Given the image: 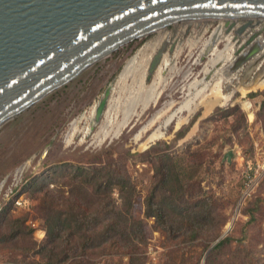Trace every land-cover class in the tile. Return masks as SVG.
<instances>
[{
	"label": "rangeland",
	"instance_id": "rangeland-1",
	"mask_svg": "<svg viewBox=\"0 0 264 264\" xmlns=\"http://www.w3.org/2000/svg\"><path fill=\"white\" fill-rule=\"evenodd\" d=\"M218 25L217 21L208 24L194 21L189 30L178 24L177 27L171 26L135 40L103 58L67 85L1 126L0 217L27 216L29 224H36L33 238L41 244L45 241L43 221L34 211L37 201L25 190L26 182L34 177H41L50 183L49 177L59 171L56 167L71 165L91 168L94 165L118 164L126 168L137 188L135 211L143 221L148 239L144 264H194L203 251V244L188 247L180 242L179 246L176 245L179 241H172L164 230L156 227L153 219L145 217L143 206V199L153 179L154 165L157 164L154 157L162 154L180 156L190 147L194 155L187 156V161L195 169L193 180L201 184L206 192L205 195L217 207L213 212L222 214V218L226 217V222L220 231L221 235L232 224L227 236L233 235L241 239L248 234L247 241L251 242L252 247L262 249L264 247V127L259 111L264 99V86H257L249 91L244 88L240 92L238 89L243 85L244 78L242 69L224 80H220L222 73L215 75L213 81H209L210 84L203 90L202 96L197 99L199 106L196 112L185 124L175 130L173 127L175 121H173L168 127L167 135L147 147L143 145L149 133V129L145 130V127L148 126L151 117L162 108L163 103L170 99L175 100L176 103L183 101L186 96L182 86L194 79L202 81L199 86L202 89L205 77L203 70L210 57L200 60L199 52L204 50V44ZM174 33H176L172 40L174 45L169 44L166 52L173 55L179 48L180 52L177 56H173L176 63L173 74L166 68L165 75L168 78L170 74L172 76L158 104L146 111L142 107L135 110L133 108L135 115L116 134L126 112V105L121 102L127 99V94L120 93L116 86L101 124L96 126L92 134H88L89 125L83 120L84 116L94 111L106 88L118 80L124 68L135 56L139 60L143 50L150 49L151 43L161 41L162 37H171ZM261 38L264 39V32ZM229 41L227 36H224L218 42L217 50L223 51L228 47ZM224 64L228 65V62ZM258 70L244 84L255 80ZM187 71H191L189 78L183 76ZM213 85L219 86L221 93L234 90L236 93L228 104L216 105L205 114L203 103L213 96ZM117 103L119 108L115 112L112 107ZM244 103L250 104V111L254 115L252 121L249 119V110L245 108L248 104L244 106ZM235 106L244 113L246 120V123L239 128H234L237 117H224L218 112L219 109L225 110ZM182 115L187 116V113L182 112ZM103 123H107L110 128L106 136L102 128ZM86 127L88 128L85 131ZM48 147L47 155L42 158ZM230 151L232 156L228 162L227 155ZM195 160L203 162L201 168L196 169L197 163L193 165ZM57 181L60 184L55 186L51 184V187L68 191L67 175L59 176ZM63 182L66 183L65 186L61 185ZM115 198L118 199L117 194ZM258 199L262 200L259 206L256 203ZM19 200L24 204L18 205ZM251 214L256 220L253 223L249 222ZM26 242L27 240L19 238L12 243L1 244L0 264H33L36 258L32 252H26ZM214 244L215 242L211 246ZM178 247L183 248L181 253L176 251L180 249ZM234 247V245L230 246L226 252H230ZM259 254L264 257L262 252ZM100 261V264H128L126 258L121 259L118 256L109 259L100 258Z\"/></svg>",
	"mask_w": 264,
	"mask_h": 264
},
{
	"label": "water",
	"instance_id": "water-1",
	"mask_svg": "<svg viewBox=\"0 0 264 264\" xmlns=\"http://www.w3.org/2000/svg\"><path fill=\"white\" fill-rule=\"evenodd\" d=\"M262 19L264 0H0V127L119 48L182 21L190 22L188 30L194 20L219 22L200 60L232 34L228 46H234L233 55L224 59L228 66L220 80L240 69L242 84L257 69L255 80L260 79L264 77ZM175 36H167L157 48L146 82L153 79ZM113 86L114 82L97 103L88 134L101 122ZM227 156L230 162L232 152Z\"/></svg>",
	"mask_w": 264,
	"mask_h": 264
},
{
	"label": "trees",
	"instance_id": "trees-1",
	"mask_svg": "<svg viewBox=\"0 0 264 264\" xmlns=\"http://www.w3.org/2000/svg\"><path fill=\"white\" fill-rule=\"evenodd\" d=\"M247 104L245 108L252 121L254 115L249 103L244 106ZM218 112L224 117H237L234 128L246 123L238 106ZM259 116L264 127V99ZM190 150L189 147L180 156L154 157L157 164L143 199L145 217L153 219L156 227L164 230L172 241H179L178 246L180 242L188 247L203 244V251L194 264H264V257L259 254H264V247L253 248L247 241L248 234L241 239L228 235L218 241L226 217L213 212L217 207L205 195L201 184L193 180L195 169L187 161V156L194 155ZM196 163V169L201 168L203 162L195 160L193 165ZM56 169L59 171L49 177L50 183L34 177L24 186L37 201L34 211L43 221L45 241L38 244L34 240L35 228L28 223L27 216L3 215L0 245L19 238L27 240L25 250L35 256L33 264H100V258L113 256L126 258L128 264H144L148 239L143 221L135 211L137 188L126 168L110 163L91 168L70 165ZM63 175H67L68 185L64 182L61 185L69 186L68 191L51 187V184H60L57 178ZM256 203L259 206L262 200ZM255 221L251 214L249 222ZM213 242L217 243L211 246ZM233 245L227 253L226 249ZM181 250L176 251L181 253Z\"/></svg>",
	"mask_w": 264,
	"mask_h": 264
},
{
	"label": "flooded vegetation",
	"instance_id": "flooded-vegetation-1",
	"mask_svg": "<svg viewBox=\"0 0 264 264\" xmlns=\"http://www.w3.org/2000/svg\"><path fill=\"white\" fill-rule=\"evenodd\" d=\"M202 22V21H201ZM188 23H190L189 21H185V23L182 25V23H179L181 24V26L184 28L188 26ZM191 23H194V22H191ZM200 24H203V23H200ZM188 30V28L186 29ZM167 37H162L161 38V41L160 43H158L156 46L157 48L164 42V40L166 39ZM230 40V38H228ZM190 41V40H188ZM197 41V40H196ZM210 42V39H208L206 41V43L204 44V50L206 48V46L209 44ZM190 43V42H188ZM253 44V43H252ZM174 45V44H173ZM217 46V45H216ZM216 46L214 47V49L211 51V53L209 54V56L207 58H209V62L208 64L205 66L207 67V69L204 68L203 70V73L205 74V78H207L206 80H204L203 82V87L202 89L199 88L200 84L202 83L201 80H198V79H194L192 80L191 82H188L186 85H183L182 86V89L185 91V99L183 101H181L180 103H176L175 100L173 99H170L169 101L163 103V106L160 110H158L152 117L151 119L149 120L148 122V126L145 127V130H148L149 133L147 135V138L150 137V136H153L155 134L158 133V131H160V133H163L164 132V122L165 120L170 116V114L172 112H177L175 118L173 121L174 122V129L175 130H178L183 124H181L180 126H178V124H180L182 121H184V119L186 118V116H183L182 115V112L180 111V108L182 106H185L186 104H190V106H194L195 103L193 104V99L195 98V96L197 94H200L202 96V92L203 90L208 87V85L210 84L209 81H213L215 75H219L221 73H223L227 66L228 65H225L224 64V67L225 68H222V69H216L215 65L220 61L222 60V62L224 63V59H230V57L233 55V50H234V46L233 45H229L228 47H226L223 51H218ZM156 48V50H157ZM156 50H152L151 52L149 53H142V55H140L141 57L138 58L134 57V62L136 64V68H137V71L139 70V68H141V72L140 74L137 76L138 77V81H137V86H141L143 88H147V87H152L154 88L156 91L159 90L160 88H163L162 91H161V94L160 96L157 98V100L155 102H151L149 103V105L146 107V109L141 105V104H138V106L136 107V109L138 107H142L144 111H146L147 109H149L151 106H154V105H157L160 98L162 97L163 95V92L165 91L166 87H167V83H168V80L171 79L170 76H172L171 74H173L172 72H174L173 70L174 67H176V63L175 61L173 60V56L176 55L180 52V48L176 50V52L171 55L169 54L166 49L162 59H161V62L160 64L158 65V67L156 68L155 72H154V76H153V79L150 81V82H146L148 76H149V67H150V63L152 61V58L156 52ZM204 50L203 51H200L199 53V56L201 57L202 54L204 53ZM214 51V52H213ZM225 52H228L227 54ZM225 54V55H224ZM222 58V59H221ZM146 65V68L143 69L144 72L142 71V68L143 66ZM173 67V68H172ZM166 68L169 69V72L171 71V74H170V78H168V76L165 75V71H166ZM215 68V72L212 73L211 75V71L212 69ZM172 69V70H171ZM188 75V76H187ZM191 75V71H187V72H184L183 76L185 78H189V76ZM220 78H223L222 77V74H221V77ZM264 81V77L260 78V79H257V80H253L251 83H247V84H243V85H240L239 87V91L241 92L242 89L246 88H249L247 91L249 90H254L252 87L253 86H256L258 85L260 82H263ZM117 83V81L115 82ZM153 84V85H152ZM164 84V85H162ZM159 87V88H158ZM213 89V96L208 98L207 100H210L212 98L215 97V93L217 94V92L220 91V87H212ZM264 88V87H263ZM115 89V88H114ZM258 89H262V88H258ZM191 91V92H190ZM113 93V92H112ZM222 94V97L223 98V103H228L232 100V92H229V93H221ZM191 99V100H190ZM206 100V101H207ZM187 101V102H186ZM197 101V100H196ZM171 102V104H170ZM185 104V105H184ZM192 104V105H191ZM168 105V106H167ZM224 105V104H223ZM172 106V107H171ZM176 106V107H175ZM167 109V111H166ZM183 112H186V111H183ZM187 113V112H186ZM180 115V116H179ZM183 119V120H182ZM156 127H155V126ZM168 133V132H167ZM166 133V134H167ZM163 138V137H161Z\"/></svg>",
	"mask_w": 264,
	"mask_h": 264
},
{
	"label": "bare ground",
	"instance_id": "bare-ground-1",
	"mask_svg": "<svg viewBox=\"0 0 264 264\" xmlns=\"http://www.w3.org/2000/svg\"><path fill=\"white\" fill-rule=\"evenodd\" d=\"M195 21V20H194ZM264 22L263 19L260 21V23ZM182 25L185 23V21H182L181 22ZM248 34V33H247ZM227 38H232L231 35L230 36H227ZM260 41L264 42V39L260 38ZM160 43V40L156 41V43H151L150 44V49H147V50H143V53L145 54L146 53H149L151 52L152 50H156L157 48V44ZM210 43V42H209ZM254 43V42H252ZM205 51V50H204ZM214 52V51H213ZM226 54L228 52H225ZM204 54V53H203ZM202 54V55H203ZM225 55V54H224ZM209 56V55H208ZM207 56V57H208ZM137 56H135L136 58ZM220 66L216 67V69H222V68H225L224 67V63L221 62V64H219ZM158 67V66H157ZM146 68V65L143 66L142 68V71L144 72L143 69ZM173 68V67H172ZM175 69V68H174ZM205 69H207V67H205ZM172 70V69H171ZM174 71V70H173ZM216 70L215 68L212 69L211 71V75L212 73H214ZM141 72V68H139V70L137 71V68H136V64L134 62V58L127 64V66L124 68V70L122 71V73L120 74L118 80H117V83L114 82V86H113V90L112 92L114 91V88H116V86L119 88V91L120 93H125L127 94V99L125 102H121L122 104L124 103V105H126V112L125 114L123 115L124 118L120 124V128L119 130L117 131L116 134L119 133V131L121 129H123L132 119L133 115H135V111L133 112V108L135 110V108L138 106V104H141L145 109L146 107L149 105V103L151 102H155L157 100V98L160 96L161 94V91L163 88H160L159 90H155L154 88L152 87H147V88H143L141 86H137V81H138V75L140 74ZM171 72V71H170ZM173 73V72H172ZM188 76V75H187ZM171 77V76H170ZM169 77V78H170ZM206 80V79H205ZM153 85V84H152ZM164 85V84H162ZM263 87L264 86V81L263 82H260L258 85L256 86H253L252 88H255V87ZM159 88V87H158ZM245 89H249L246 88ZM191 92V91H190ZM118 93V92H117ZM112 95V93H111ZM111 95H110V98H111ZM121 96V95H120ZM201 97L200 94H197L195 96V98L193 99V104L195 103L194 106H190V104H184L185 106H182L180 108V111L183 112V111H186L187 112V116L186 118L184 119V121H182L180 124H178V126H180L181 124H185L188 119L196 112L197 110V107L199 106V102L196 101L197 99ZM110 98H109V101H108V104L110 102ZM123 98V97H122ZM223 98L222 97V94L218 91L217 94L215 93V97L210 99V100H207L203 103L204 105V108L206 109L205 111V114L209 113L216 105H225V103H223ZM125 99V98H124ZM122 100V99H121ZM186 100V99H185ZM191 100V99H190ZM119 102V101H117ZM187 102V101H186ZM120 103V104H121ZM171 104V102H170ZM192 105V104H191ZM168 106V105H167ZM164 107V106H162ZM172 107V106H171ZM96 108V107H95ZM107 108H108V105L106 107V110H105V113L104 115L106 114V111H107ZM113 110H115V112H117L116 110H118L119 106H118V103L115 104L113 107ZM95 111V109H94ZM94 111L92 113H90V115L88 116H84V119L85 122L87 123V125H89L90 127V123L92 121V117L94 115ZM167 111V109H166ZM88 114V113H87ZM177 112H172L170 114V116L165 120L164 122V132L163 133H160V131H158L157 134L153 135V136H150L147 138V140L145 141V143H143V145L145 147L149 146L150 144H152L153 142L157 141V140H160L162 139L161 137H164L165 134L168 132V127L169 125H171V123L173 122L175 116H176ZM103 115V116H104ZM180 116V115H179ZM183 120V119H182ZM102 122V120H101ZM101 122L99 124H101ZM88 127H86L85 131L87 130ZM102 128H104V135H108L109 134V131H110V128L107 126V123H103V126ZM89 129V128H88ZM167 135V134H166ZM232 228V224L230 225V228L228 227V230H230ZM227 230V231H228Z\"/></svg>",
	"mask_w": 264,
	"mask_h": 264
},
{
	"label": "built area",
	"instance_id": "built-area-1",
	"mask_svg": "<svg viewBox=\"0 0 264 264\" xmlns=\"http://www.w3.org/2000/svg\"><path fill=\"white\" fill-rule=\"evenodd\" d=\"M25 202H26V201H25ZM17 204H18V205H22V204H24V202H22V201L19 200V201L17 202ZM30 225H31L32 227H34V228L36 227V224H34V223H30Z\"/></svg>",
	"mask_w": 264,
	"mask_h": 264
}]
</instances>
